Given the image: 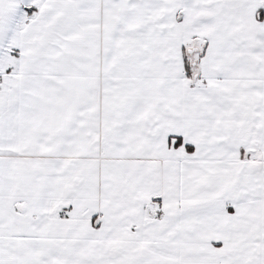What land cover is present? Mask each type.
Returning a JSON list of instances; mask_svg holds the SVG:
<instances>
[{
  "label": "snow or ice",
  "instance_id": "6c2138e0",
  "mask_svg": "<svg viewBox=\"0 0 264 264\" xmlns=\"http://www.w3.org/2000/svg\"><path fill=\"white\" fill-rule=\"evenodd\" d=\"M0 264H264V0H0Z\"/></svg>",
  "mask_w": 264,
  "mask_h": 264
}]
</instances>
